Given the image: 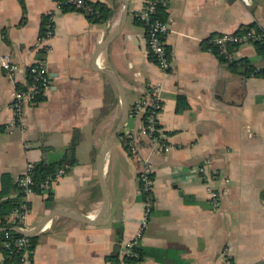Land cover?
<instances>
[{
	"label": "crops",
	"instance_id": "crops-1",
	"mask_svg": "<svg viewBox=\"0 0 264 264\" xmlns=\"http://www.w3.org/2000/svg\"><path fill=\"white\" fill-rule=\"evenodd\" d=\"M90 1L110 17L91 21L56 0H0V55L16 66L8 76L0 64V188L3 173L16 180L28 163L62 155L77 136V162L51 194L25 197L19 231L36 236L28 264H103L118 254L143 214L145 165L152 208L137 245L142 257L130 264H264V75L233 70L204 46L251 23L264 29V0H252V9L240 0H168L166 70L149 57L146 29L135 20L145 0ZM232 51L264 67L251 41ZM37 60L49 87L11 125L12 93L28 85ZM152 86L161 88L160 141L142 138L135 154L117 135L101 158L124 107L120 132L138 129L140 118L129 111ZM179 95L187 105L178 111Z\"/></svg>",
	"mask_w": 264,
	"mask_h": 264
},
{
	"label": "built area",
	"instance_id": "built-area-1",
	"mask_svg": "<svg viewBox=\"0 0 264 264\" xmlns=\"http://www.w3.org/2000/svg\"><path fill=\"white\" fill-rule=\"evenodd\" d=\"M168 0H145L142 9L137 12L136 17L140 19L145 25L146 29V41L149 52L153 55V60L162 69L166 70L170 67V60L165 49V36L168 30V25L165 21H162L154 17L156 8L159 3H167ZM244 6L248 9L253 8L252 0H240ZM59 7L66 6L79 11L92 12V7L87 4L86 0H56ZM263 29V28H262ZM51 30H48L44 37H40L38 44L41 45L43 41L50 37ZM255 39L264 40V29L262 32H257L255 28H250L243 34L235 33H222L216 35L212 40L217 45L222 53L225 54L229 60L235 59L234 51H228V44H238L244 41H252ZM0 64L3 72L10 76L15 70L16 66L11 62L7 55H0ZM257 70V69H256ZM255 70V71H256ZM31 75V82L28 83L26 88L15 89L12 93V109L14 111L16 120L11 123L14 125L20 124L22 120V107L28 101L33 100L36 96L44 93L49 87L50 78L47 73V68L44 63L38 61L31 66L29 69ZM161 88L159 86H152L144 90L142 96L135 102L131 107V116L140 118V126L136 130H129L125 133V136L129 138L127 148L130 152L137 154L138 149L141 145L142 138H149L151 142H159V124H158V113L161 108L162 97L160 94ZM34 163L30 162L27 165L26 172L21 179V184L25 186L26 193H31L28 185L31 183L30 175L28 171L31 169ZM65 173V167L60 168L56 171L54 178L47 179L43 183L45 189H49L51 184L56 181L61 175ZM138 181L141 193H146L144 198V209L139 225L134 233L133 238L129 241L122 243L120 250L118 251L117 259L103 262V264H130L129 258L138 257V252L134 250L139 243L141 235L145 230L148 222V217L152 208V169L150 166L145 165L138 175ZM216 199V198H215ZM27 208L25 205H21L20 208H16L11 213V217L17 218L22 221ZM18 230L22 228L21 225L17 226ZM4 236L8 238L9 232H5ZM13 242V243H12ZM29 243V239L26 235L16 237L13 241H4V246L10 248L11 244L16 246L18 249L24 248L22 251V264H28L31 260L30 252L26 248ZM230 264L229 261H226Z\"/></svg>",
	"mask_w": 264,
	"mask_h": 264
},
{
	"label": "trees",
	"instance_id": "trees-1",
	"mask_svg": "<svg viewBox=\"0 0 264 264\" xmlns=\"http://www.w3.org/2000/svg\"><path fill=\"white\" fill-rule=\"evenodd\" d=\"M87 4L92 7V12H85L88 19L91 21H101L106 20L111 15V10L106 7L105 5L98 3V2H92L90 0H86ZM166 2L159 3L156 12L154 14L155 18H158L162 21L166 20L165 16V7ZM65 9L68 8L66 6H63ZM135 20L139 23H141L145 29H147V25H145L140 19L135 17ZM47 24V20L43 21V26ZM255 28L257 32H262L263 29L255 23H251L248 25L243 26L241 29L237 31L238 34H243L246 31H248L250 28ZM44 31V29H42ZM257 50V53L264 58V40L263 39H255L251 41ZM204 46L206 48H211L212 51L219 57V59L227 63V65L233 69L236 70L244 75H252V74H262L264 75V67L259 68L256 66H253L249 60L243 58L240 60H229L226 58L225 54L222 53L217 45L213 43V41L206 40L204 42ZM236 46V44H228L227 50L232 51V49ZM165 49L168 54V48ZM149 57L153 60V55L149 52ZM257 69V70H256ZM256 70V71H255ZM31 82V75L29 74V80L28 83ZM22 88H26V86H21ZM187 105L186 100L183 96L177 97V110L183 109ZM132 112V108L129 111V114ZM118 135H120L123 139V145L125 148H127V143L129 141V138L125 136L124 132H119ZM77 143V136L76 134L73 136L71 143L67 147V149L64 151V153L58 157H55L53 159H41L33 164L31 169L28 171V174L30 175L31 183L28 185L30 188L31 193H43L44 191H47L48 194H51L50 189H45L43 187V183L47 179L54 178L55 173L58 169L63 168L67 166L70 167L74 165L77 160L73 156L74 147ZM23 175H20L16 180H14L8 173H3L1 175V188H0V243H1V251L3 253V264H22V251L23 247L18 249L16 246L11 244V247L8 248L4 246V241H13L16 237L24 235L21 233L17 228L19 226V220L15 217H11V213L16 208H20L21 205H25L26 208L29 207V203L26 201L25 197L27 195L26 188L21 184V179L23 178ZM146 193H142V198H145ZM261 198L264 200V187L260 192ZM5 232H9L11 236L6 238L4 236ZM120 229L117 228V234L120 235ZM29 239V243L27 245V249L29 252H32L33 247L36 242V236H27ZM13 243V242H12ZM134 250L138 252V257H132L129 258V262L132 263L133 261L139 260L142 257V254L140 252V247L136 246L134 247ZM118 254H113L109 256L107 259L109 260H115L117 259Z\"/></svg>",
	"mask_w": 264,
	"mask_h": 264
},
{
	"label": "water",
	"instance_id": "water-1",
	"mask_svg": "<svg viewBox=\"0 0 264 264\" xmlns=\"http://www.w3.org/2000/svg\"><path fill=\"white\" fill-rule=\"evenodd\" d=\"M110 73V72H108ZM109 75H111V77L115 80V82L117 83L118 87H119V90H120V93H121V97L123 98V89L121 87V85L119 84L117 78H115L114 74L113 73H110ZM127 117H128V110H127V107H124V110H123V114H122V117H121V120L119 121L118 125L115 127V129L110 133V135L107 137L106 141L104 142L103 144V147L101 149V153H100V157L102 158L103 157V154L105 153V151L109 148L111 142L113 141V139L118 135V133L122 130V128L124 127V124L127 120ZM108 199V198H107ZM106 199V201H108ZM108 203V202H107ZM89 222H92L91 220H87ZM21 233H23L24 235L28 236L30 235L31 233L29 231H22Z\"/></svg>",
	"mask_w": 264,
	"mask_h": 264
}]
</instances>
